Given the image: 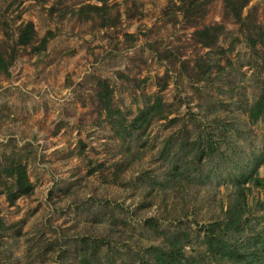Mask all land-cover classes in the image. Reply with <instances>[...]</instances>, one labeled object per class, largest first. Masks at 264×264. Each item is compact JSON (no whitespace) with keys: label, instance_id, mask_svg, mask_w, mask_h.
Returning a JSON list of instances; mask_svg holds the SVG:
<instances>
[{"label":"rangeland","instance_id":"374dc122","mask_svg":"<svg viewBox=\"0 0 264 264\" xmlns=\"http://www.w3.org/2000/svg\"><path fill=\"white\" fill-rule=\"evenodd\" d=\"M82 2L100 1L0 0V18L13 35L26 20L39 36L51 32L40 51L18 47L8 76L0 75V162L9 150L20 152L33 186L11 203L0 193V264H78L84 246L91 248V264H139L145 245L163 241L147 217L170 228L183 221V264H215L202 234L229 200L226 174L235 171L239 153L243 160L264 148V121L250 123L241 111L264 74V42L251 49L236 24L224 21L219 43L233 45L225 55L211 53L224 68L211 69L212 81L191 80L157 56V50L171 49L179 58L170 61L191 64L196 51L206 50L192 43V26L167 0H104L109 11L103 26L69 12ZM252 5L264 27V0H249L242 13ZM220 16L221 0H212L203 22ZM90 75L109 80L114 104L128 120L155 94L164 116L121 140L94 110ZM214 116L238 128L226 137L228 147L222 135L231 128L216 122L212 139L225 151L222 162L200 165L212 166L213 174L197 172L182 188H160L178 140L189 143ZM168 135L172 143L161 154ZM256 173L264 176V162ZM243 186V218L250 224L227 234L230 240L264 231V185Z\"/></svg>","mask_w":264,"mask_h":264},{"label":"trees","instance_id":"16d2710c","mask_svg":"<svg viewBox=\"0 0 264 264\" xmlns=\"http://www.w3.org/2000/svg\"><path fill=\"white\" fill-rule=\"evenodd\" d=\"M98 1L100 2H82L75 7H70L69 12L80 21L89 20L92 24L106 25L109 6L104 0ZM211 2L212 0H167V4H171L179 13L180 20L184 24L192 26L190 32L192 43L197 48L206 47V50L203 53L196 51L191 64H187L183 59H179L178 65L174 61H170L173 58H179L177 55H173L171 49L157 50V56L167 59L166 63L169 68L178 73L184 72L190 76L191 80L212 81L211 69L213 67L224 68L217 63L216 59H213L215 55H211V53L225 55V52L229 51L233 45L230 43L229 47H223L219 43V35L225 29L224 21L236 24L237 30L251 49H254L257 42H264V27L256 21L254 6L246 7V12L242 13L243 7L249 0H221L220 20L203 22ZM51 9L53 8L51 7ZM0 23L6 24L0 25L5 36V39L0 40V75L8 76L7 67L16 56L18 47L22 49L28 47L29 50L40 51L45 47L51 32L47 30L46 33L39 36L33 28L32 22L26 20L20 21L16 25L15 35H13L7 30L8 23L5 19L0 18ZM126 36L133 37L131 33ZM89 77L92 86L91 100L94 102L96 114L110 124L113 133L121 140L129 136L132 137L137 129H145L154 117L164 116L161 98L155 94L152 102L139 108L137 113L128 120L126 112L114 104L113 86L109 80L99 75H90ZM241 111L246 112L250 123L256 124L258 120L264 121V74L259 80L255 95L244 103ZM213 118L216 120H212L211 125L208 124L207 127L198 129L189 143L178 140L177 148L169 158L165 176L158 179L160 188H173V185L176 186V189L182 188V185L194 177L197 172L200 174L199 177L204 172V177L213 174L212 166L207 170H200L199 166L211 160H214L215 165L222 162V155L225 151L219 148L216 140L212 139L216 122L222 123L223 121V128H231L230 131L224 132L222 135L228 147H230V139L226 137L231 136L235 128L231 120H218L215 116ZM235 130L237 131L238 128L236 127ZM171 139L169 135L165 138L160 149L161 154L167 152L169 144L172 143ZM182 139H185V136ZM237 158L240 161L237 163L235 171L226 174L232 184L229 200L226 207L222 208V216L206 224L202 241L206 250L217 260L215 264H264V231H262V227L253 230L252 234L245 236L240 241H236L234 238L230 240L226 237L227 234L242 231L245 229V222L249 223L243 218V212L247 209L243 183L248 181L252 185H264V176H258L256 173L257 167L264 162V148L257 152H250L249 156L243 160V156L239 153ZM117 166L118 168L114 169L116 175L120 170L119 165ZM32 189L33 186L28 178L26 165L20 157V152L9 150L4 153L0 162V193L8 203H11L18 196L29 195ZM177 217V215H172L173 219H177ZM144 220L147 226L162 235L163 241L158 244L145 245L143 251L147 256L139 258V264H183L182 248L185 232L183 228H178L179 225L184 226L183 221L178 220L176 223L178 226L170 228L160 226L153 217H147ZM91 254V248L84 246L78 255V264H91V260H89Z\"/></svg>","mask_w":264,"mask_h":264}]
</instances>
